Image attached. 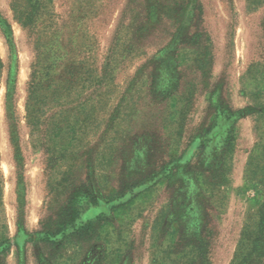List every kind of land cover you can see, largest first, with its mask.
I'll list each match as a JSON object with an SVG mask.
<instances>
[{
	"label": "rangeland",
	"instance_id": "1",
	"mask_svg": "<svg viewBox=\"0 0 264 264\" xmlns=\"http://www.w3.org/2000/svg\"><path fill=\"white\" fill-rule=\"evenodd\" d=\"M263 209L264 0H0V264H264Z\"/></svg>",
	"mask_w": 264,
	"mask_h": 264
},
{
	"label": "trees",
	"instance_id": "2",
	"mask_svg": "<svg viewBox=\"0 0 264 264\" xmlns=\"http://www.w3.org/2000/svg\"><path fill=\"white\" fill-rule=\"evenodd\" d=\"M25 17L26 18H23L25 20L21 19V21L23 20L22 23L24 26H27L30 18L28 15ZM36 74L37 72L34 73V81L31 84V96L35 94L39 85L37 81L40 79V76L38 77ZM86 189L87 188L82 187V189L72 192L67 203L57 212L54 220L47 222V224L43 226V232L41 233V236L45 248L58 247V249H61L66 245V242L72 238L76 239L77 241H82L84 239L85 234L82 232H77V230H74L68 234L67 231L70 227L74 226L76 221L81 216L85 206L99 205V202L96 200V198L91 196L89 189L88 191H86ZM45 255L46 254L43 253L39 257L41 263H44L45 261L44 264H46L48 261Z\"/></svg>",
	"mask_w": 264,
	"mask_h": 264
}]
</instances>
